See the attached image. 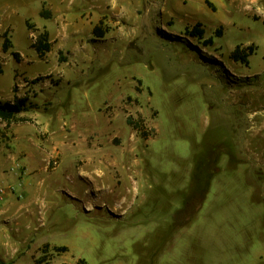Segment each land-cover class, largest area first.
Masks as SVG:
<instances>
[{
    "label": "rangeland",
    "instance_id": "374dc122",
    "mask_svg": "<svg viewBox=\"0 0 264 264\" xmlns=\"http://www.w3.org/2000/svg\"><path fill=\"white\" fill-rule=\"evenodd\" d=\"M14 1L0 101L33 107L0 119V259L264 264V0H79L43 56Z\"/></svg>",
    "mask_w": 264,
    "mask_h": 264
},
{
    "label": "crops",
    "instance_id": "0c3cea01",
    "mask_svg": "<svg viewBox=\"0 0 264 264\" xmlns=\"http://www.w3.org/2000/svg\"><path fill=\"white\" fill-rule=\"evenodd\" d=\"M79 3V0H17L14 1L13 5H17L20 7H24L25 9H32L33 7L34 10L37 11V13L41 14L42 11H49L50 16L49 19L51 20V23H43V25H38L33 22L31 18H28L26 20V23L28 25V22L34 24V27L37 28L39 31L40 29L42 30H47L50 41H56L57 39L59 40L60 38H65L69 34V28L73 25V36L80 34L81 29L84 24V20L82 18V15H79L77 5ZM34 4V6H32ZM71 4H73L71 6ZM10 5V3H8ZM16 10V9H14ZM0 11L2 14V9L0 8ZM14 12L5 10L4 11V17L3 15L1 18H4L8 22V29H12V19H13V14ZM81 16V17H80ZM78 19L80 20V24L78 23ZM97 21H94L95 23L93 25H96V23L99 21V19H96ZM93 26H90V29H92ZM29 28V27H28ZM89 29V28H88ZM35 32L31 31V37L35 36ZM12 42V41H11ZM13 45V44H12ZM14 47V46H13ZM15 51V50H14ZM19 52V51H16ZM21 55L22 53L19 52ZM23 56V55H22ZM73 156H76L78 154L77 150H71L69 151ZM104 152H98L99 156H104ZM1 219L0 221H2ZM15 218H12L11 221H15Z\"/></svg>",
    "mask_w": 264,
    "mask_h": 264
},
{
    "label": "trees",
    "instance_id": "16d2710c",
    "mask_svg": "<svg viewBox=\"0 0 264 264\" xmlns=\"http://www.w3.org/2000/svg\"><path fill=\"white\" fill-rule=\"evenodd\" d=\"M42 13L45 14L47 17L50 16L49 11H43ZM28 25L29 26L31 25L30 22H28ZM186 31L188 32V34L191 37L197 38L198 40L204 39L205 30L203 28H201V23H197L192 29L187 28ZM94 32L98 33L100 36H103L102 30H100V26H95ZM205 42H207V44H212L213 40L207 39V40H205ZM10 44H11L10 40L6 37L5 41H4L3 49L5 51H7L10 47ZM34 45H35V48L37 49V51L39 52V54L41 56L45 55L46 52H49L51 49V44L49 42L48 32H43V33L39 34ZM251 49L252 48H250L249 50H251ZM14 55L16 57H18L19 53L14 52ZM231 57L236 61H240V62L246 64V63H248L249 52H243L242 49L238 46L233 51ZM27 101H28L27 98L17 99L14 102L3 103L0 101V119H3L5 121H7L8 123H11L15 120H17V121L26 120V118H19L18 115L21 112L26 111V110L30 109L31 107H33L32 105L27 104ZM128 121H129V123H131V120H128ZM46 246H48V244ZM54 249L56 251H65V250H67V247L66 246L55 247ZM0 264H10V263H6L0 259Z\"/></svg>",
    "mask_w": 264,
    "mask_h": 264
},
{
    "label": "built area",
    "instance_id": "2783aa9c",
    "mask_svg": "<svg viewBox=\"0 0 264 264\" xmlns=\"http://www.w3.org/2000/svg\"><path fill=\"white\" fill-rule=\"evenodd\" d=\"M8 197V189L5 186L0 185V203L5 201Z\"/></svg>",
    "mask_w": 264,
    "mask_h": 264
}]
</instances>
